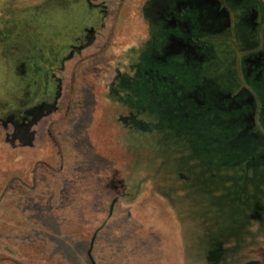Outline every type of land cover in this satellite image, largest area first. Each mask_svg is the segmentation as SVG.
I'll return each instance as SVG.
<instances>
[{
	"label": "rangeland",
	"instance_id": "1",
	"mask_svg": "<svg viewBox=\"0 0 264 264\" xmlns=\"http://www.w3.org/2000/svg\"><path fill=\"white\" fill-rule=\"evenodd\" d=\"M173 2L0 0V264H264V166L157 91Z\"/></svg>",
	"mask_w": 264,
	"mask_h": 264
},
{
	"label": "flooded vegetation",
	"instance_id": "2",
	"mask_svg": "<svg viewBox=\"0 0 264 264\" xmlns=\"http://www.w3.org/2000/svg\"><path fill=\"white\" fill-rule=\"evenodd\" d=\"M173 4L168 20L173 36L159 50L162 56L157 57L154 48L153 61L160 64L173 57V71L166 72L168 77L159 74L157 91H163L168 107L173 102L174 112L198 117L210 129H218L225 144L245 152V166L251 161L264 166V0ZM152 71L156 77L158 72ZM30 111L27 124L35 120L28 117ZM253 207L249 217L262 221L264 206L256 201Z\"/></svg>",
	"mask_w": 264,
	"mask_h": 264
}]
</instances>
